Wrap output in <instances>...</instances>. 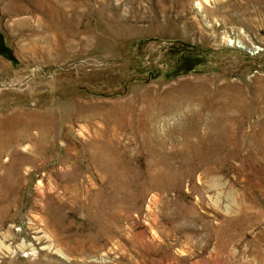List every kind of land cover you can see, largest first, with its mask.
<instances>
[{
	"label": "rangeland",
	"instance_id": "374dc122",
	"mask_svg": "<svg viewBox=\"0 0 264 264\" xmlns=\"http://www.w3.org/2000/svg\"><path fill=\"white\" fill-rule=\"evenodd\" d=\"M0 240L264 264V0H0Z\"/></svg>",
	"mask_w": 264,
	"mask_h": 264
},
{
	"label": "bare ground",
	"instance_id": "6f19581e",
	"mask_svg": "<svg viewBox=\"0 0 264 264\" xmlns=\"http://www.w3.org/2000/svg\"><path fill=\"white\" fill-rule=\"evenodd\" d=\"M51 235V236H50ZM49 236L51 237V241H50V243H53L55 246H57L56 247V249L57 250H61V248H63L62 247V242L59 240V238L56 236V235H52V234H50ZM2 236L3 237H7V234L6 233H3L2 234ZM50 245L51 244H49L48 245V247H50ZM0 246H3V242H2V240H0ZM6 248L8 249V250H11L10 248H9V246H6ZM73 252V251H72ZM71 252V253H72ZM70 254V253H69ZM78 263H81V262H78Z\"/></svg>",
	"mask_w": 264,
	"mask_h": 264
}]
</instances>
